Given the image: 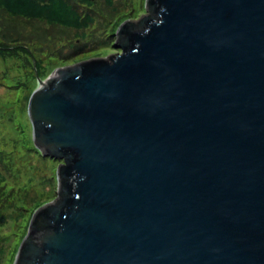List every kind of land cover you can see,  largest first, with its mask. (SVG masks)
Masks as SVG:
<instances>
[{"label": "water", "instance_id": "1", "mask_svg": "<svg viewBox=\"0 0 264 264\" xmlns=\"http://www.w3.org/2000/svg\"><path fill=\"white\" fill-rule=\"evenodd\" d=\"M145 11L120 55L37 77L32 139L64 164L13 264H264V0Z\"/></svg>", "mask_w": 264, "mask_h": 264}, {"label": "trees", "instance_id": "2", "mask_svg": "<svg viewBox=\"0 0 264 264\" xmlns=\"http://www.w3.org/2000/svg\"><path fill=\"white\" fill-rule=\"evenodd\" d=\"M146 3L144 0H0V79H17V85L23 87L32 83L24 96L25 104L36 87V75L44 79L83 54L105 49L115 40L118 44L115 38L118 27L134 19L137 13L145 12ZM0 88L8 91L1 81ZM3 109L6 107L0 108V112ZM5 194L0 173V209L6 207V202L1 201ZM38 213L33 216L31 230ZM38 228L41 229L40 224ZM4 241L0 235V264ZM19 244L20 241L15 244L13 254L8 253L5 264L12 262Z\"/></svg>", "mask_w": 264, "mask_h": 264}, {"label": "rangeland", "instance_id": "3", "mask_svg": "<svg viewBox=\"0 0 264 264\" xmlns=\"http://www.w3.org/2000/svg\"><path fill=\"white\" fill-rule=\"evenodd\" d=\"M144 1L147 2V0ZM136 6H139V3H136ZM146 16H148L146 11H142L137 13L134 19L124 23L138 22ZM116 45L115 40L111 46L83 54L75 61L56 68L53 72L92 59H109L118 56L121 51L114 48ZM53 72L44 79L51 76ZM0 81L8 89L5 92L0 88V108L6 107L0 112V173L4 178L6 193L1 198L2 202H6V207L0 209V235L5 238L2 243L6 244L2 261V264H5L8 253L15 248V244L20 241L18 251L26 238L34 214L40 208L57 200L59 191L57 170L64 163L42 155L33 144L27 111L30 96L36 87L24 104V96L32 88V83L23 87L17 85V79L6 77ZM16 254L9 264H13Z\"/></svg>", "mask_w": 264, "mask_h": 264}]
</instances>
